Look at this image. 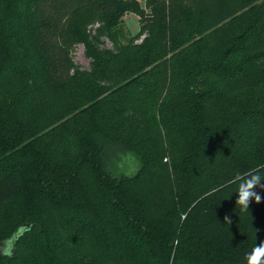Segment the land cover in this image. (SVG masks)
<instances>
[{
  "label": "trees",
  "instance_id": "trees-1",
  "mask_svg": "<svg viewBox=\"0 0 264 264\" xmlns=\"http://www.w3.org/2000/svg\"><path fill=\"white\" fill-rule=\"evenodd\" d=\"M252 1L0 0V264H248L264 242Z\"/></svg>",
  "mask_w": 264,
  "mask_h": 264
},
{
  "label": "rangeland",
  "instance_id": "rangeland-1",
  "mask_svg": "<svg viewBox=\"0 0 264 264\" xmlns=\"http://www.w3.org/2000/svg\"><path fill=\"white\" fill-rule=\"evenodd\" d=\"M141 4L144 5V0H141ZM258 6L261 11L264 13V0H253L248 4L245 9L252 11L253 8ZM252 8V9H251ZM123 36L120 38L122 42H126L131 36L135 35L140 28L139 16L134 12H128L123 17ZM140 41V40H137ZM99 48L101 49H112L113 43L107 36L101 37V39L96 40ZM97 45V44H96ZM72 57L74 61L79 64L84 70H91V57L88 55L86 46L80 42L78 43L74 50L72 51ZM128 158L119 159L116 163V167L120 169V174L132 175L139 168L140 162L136 155L127 154ZM114 160V159H113Z\"/></svg>",
  "mask_w": 264,
  "mask_h": 264
},
{
  "label": "clouds",
  "instance_id": "clouds-1",
  "mask_svg": "<svg viewBox=\"0 0 264 264\" xmlns=\"http://www.w3.org/2000/svg\"><path fill=\"white\" fill-rule=\"evenodd\" d=\"M250 195H255L254 193H250L245 190L240 195V202L247 206L248 197ZM248 264H264V242L257 244L253 250L248 254Z\"/></svg>",
  "mask_w": 264,
  "mask_h": 264
},
{
  "label": "crops",
  "instance_id": "crops-1",
  "mask_svg": "<svg viewBox=\"0 0 264 264\" xmlns=\"http://www.w3.org/2000/svg\"><path fill=\"white\" fill-rule=\"evenodd\" d=\"M140 2H141V0H140Z\"/></svg>",
  "mask_w": 264,
  "mask_h": 264
}]
</instances>
